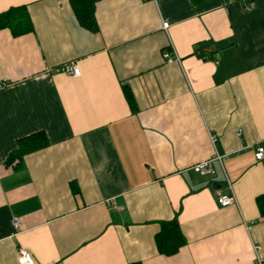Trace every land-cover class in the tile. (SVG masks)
I'll return each instance as SVG.
<instances>
[{"label": "crops", "instance_id": "obj_1", "mask_svg": "<svg viewBox=\"0 0 264 264\" xmlns=\"http://www.w3.org/2000/svg\"><path fill=\"white\" fill-rule=\"evenodd\" d=\"M70 1L0 0L34 26L0 30V264L21 248L34 264L264 258V0H99L96 31ZM38 131L49 144L8 164ZM216 155L213 174L193 169ZM227 180L237 203L220 206ZM175 217L186 244L166 256L155 235Z\"/></svg>", "mask_w": 264, "mask_h": 264}, {"label": "trees", "instance_id": "obj_2", "mask_svg": "<svg viewBox=\"0 0 264 264\" xmlns=\"http://www.w3.org/2000/svg\"><path fill=\"white\" fill-rule=\"evenodd\" d=\"M99 0H71V6L80 24L91 30H98L96 18V5ZM206 0H192L198 4ZM10 29L15 36L26 34L34 30L33 22L25 5L12 6L0 12V30ZM205 44H199L196 51L204 59L210 58V54L203 52ZM127 99L132 109H135L134 97L130 91H126ZM49 144L48 137L44 131H38L18 140V147L9 156L7 163L19 167L27 154L45 148ZM261 218L264 220V193L256 198ZM157 249L160 254L172 256L179 252L180 248L186 244L185 235L181 229L178 218L161 222V228L155 235ZM131 264H142L133 262Z\"/></svg>", "mask_w": 264, "mask_h": 264}, {"label": "built area", "instance_id": "obj_3", "mask_svg": "<svg viewBox=\"0 0 264 264\" xmlns=\"http://www.w3.org/2000/svg\"><path fill=\"white\" fill-rule=\"evenodd\" d=\"M153 1L158 2L160 0H153ZM253 6H254V3L250 2V4L246 6V9L250 10L252 9ZM162 26H163V29L167 30V28L170 26V22L163 21ZM163 56H164L165 61L167 62L179 60V58L174 53L173 49L169 51L167 50L164 51ZM59 70H62L67 73H73L74 75L80 74L79 67L72 63L64 65ZM212 140L214 142L216 141V137L214 135H212ZM255 155L258 160L263 159L264 158V147L259 145L257 147V151ZM216 159L220 160V156L216 155L215 157H212L210 159L197 163L193 166V169L201 175L213 174L214 173L213 162ZM216 197H217L218 204L220 206H227L230 204L237 203V199L233 192L232 185L228 180L224 187H219L216 189ZM12 225L14 226V229L18 231L20 230V227H21V221L18 218H15L12 221ZM260 248H261L260 245L254 244V250L256 253V257H257L255 264H264V258L260 255ZM18 261L20 264H34V258L31 252L25 248H21L19 250Z\"/></svg>", "mask_w": 264, "mask_h": 264}]
</instances>
